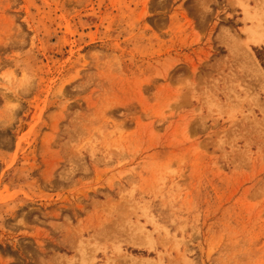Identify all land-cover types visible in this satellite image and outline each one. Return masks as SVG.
<instances>
[{
  "label": "rangeland",
  "instance_id": "obj_1",
  "mask_svg": "<svg viewBox=\"0 0 264 264\" xmlns=\"http://www.w3.org/2000/svg\"><path fill=\"white\" fill-rule=\"evenodd\" d=\"M249 27L264 0H0V264H264Z\"/></svg>",
  "mask_w": 264,
  "mask_h": 264
},
{
  "label": "bare ground",
  "instance_id": "obj_2",
  "mask_svg": "<svg viewBox=\"0 0 264 264\" xmlns=\"http://www.w3.org/2000/svg\"><path fill=\"white\" fill-rule=\"evenodd\" d=\"M248 13V12H247ZM245 34H247L248 37V41L249 43H251L252 45H260V43H262L264 40L261 39V37L258 34L257 30L252 29L249 27L248 30L244 31ZM252 69L253 71L258 75L259 79L262 77V72L261 70L258 68V66L256 65L255 61L253 60L252 63ZM139 230L138 227H133L131 228V233L133 234L134 237H138L136 231ZM139 237H142L139 235ZM149 243H150V239L149 238H145Z\"/></svg>",
  "mask_w": 264,
  "mask_h": 264
}]
</instances>
